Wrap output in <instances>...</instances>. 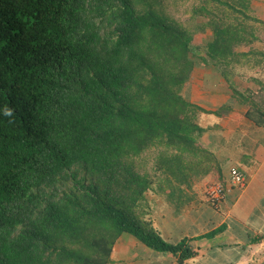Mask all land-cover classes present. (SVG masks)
I'll return each mask as SVG.
<instances>
[{"label": "trees", "instance_id": "16d2710c", "mask_svg": "<svg viewBox=\"0 0 264 264\" xmlns=\"http://www.w3.org/2000/svg\"><path fill=\"white\" fill-rule=\"evenodd\" d=\"M202 1L194 13L212 36L201 63L224 77L263 67L256 0ZM150 2L0 0V264H109L122 234L180 264L194 257L140 208L150 191L179 209L193 183L219 172L198 142L200 108L182 94L192 32ZM257 84L229 89L264 128Z\"/></svg>", "mask_w": 264, "mask_h": 264}, {"label": "crops", "instance_id": "0c3cea01", "mask_svg": "<svg viewBox=\"0 0 264 264\" xmlns=\"http://www.w3.org/2000/svg\"><path fill=\"white\" fill-rule=\"evenodd\" d=\"M253 10L264 23V0L254 1ZM259 37L254 48L262 52L264 31ZM236 51L246 52L247 48ZM231 68L224 77L212 65H194L183 89L184 98L200 108L195 120L203 132L198 142L214 155L219 172L193 183L191 201L179 209L150 191L140 206L144 219L165 242L190 246L195 255L182 264H264V128L246 119L248 107L234 101L229 89L230 85L239 89V84L252 79L264 84V73L248 79L245 73L251 76L256 69ZM232 168L245 177L242 189L230 181ZM216 183L232 188L212 206L206 203L205 192ZM109 264L180 263L178 255L154 251L122 234L112 248Z\"/></svg>", "mask_w": 264, "mask_h": 264}, {"label": "rangeland", "instance_id": "374dc122", "mask_svg": "<svg viewBox=\"0 0 264 264\" xmlns=\"http://www.w3.org/2000/svg\"><path fill=\"white\" fill-rule=\"evenodd\" d=\"M151 1H153V2H150L153 5V9L158 14L162 15L167 21L177 23L181 27L192 32L193 41L191 45L190 58L192 59L195 65H199V66L201 65V67H204V65L200 61V58L205 57L206 45L211 40L212 32L205 25L206 20L202 19L201 17L197 16L194 13V10L197 9L200 5H202L203 1L202 0H151ZM133 2L138 11H142L144 8H146L143 2L147 4V0H133ZM251 70H255V69H251ZM256 71L257 72L252 73L251 76L249 75L248 72L245 73L247 75L245 78L252 77V75L258 76L264 73L263 72L264 66L262 67L261 65V68L256 69ZM259 71H262V72L259 73ZM252 80L253 81H247L245 85L239 84L240 86H242L239 89L244 90V91L250 90L252 92L257 91L258 90L257 82L259 81L258 80L256 81L255 79H252ZM187 84H189V81L187 82ZM182 94L185 95L183 91H182ZM145 163H146L145 168L143 169H145L147 173L152 174L151 173V167L153 164L152 159H147ZM245 186H246V181H245Z\"/></svg>", "mask_w": 264, "mask_h": 264}, {"label": "built area", "instance_id": "2783aa9c", "mask_svg": "<svg viewBox=\"0 0 264 264\" xmlns=\"http://www.w3.org/2000/svg\"><path fill=\"white\" fill-rule=\"evenodd\" d=\"M230 181L233 186L238 187L242 189L245 186V178L244 176L238 172L236 169H231L229 172ZM232 188L230 187H224L219 184L211 185L207 188L205 192V200L209 205L215 206L221 200L224 199V196L226 193Z\"/></svg>", "mask_w": 264, "mask_h": 264}, {"label": "clouds", "instance_id": "9594fccd", "mask_svg": "<svg viewBox=\"0 0 264 264\" xmlns=\"http://www.w3.org/2000/svg\"><path fill=\"white\" fill-rule=\"evenodd\" d=\"M210 187V186H209ZM207 203V202H206ZM208 204V203H207Z\"/></svg>", "mask_w": 264, "mask_h": 264}, {"label": "bare ground", "instance_id": "6f19581e", "mask_svg": "<svg viewBox=\"0 0 264 264\" xmlns=\"http://www.w3.org/2000/svg\"><path fill=\"white\" fill-rule=\"evenodd\" d=\"M245 178V177H244Z\"/></svg>", "mask_w": 264, "mask_h": 264}]
</instances>
